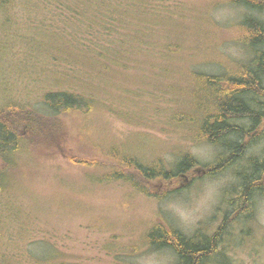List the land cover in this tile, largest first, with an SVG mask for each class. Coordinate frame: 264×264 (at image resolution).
<instances>
[{"label": "trees", "instance_id": "trees-1", "mask_svg": "<svg viewBox=\"0 0 264 264\" xmlns=\"http://www.w3.org/2000/svg\"><path fill=\"white\" fill-rule=\"evenodd\" d=\"M164 2L169 0L32 3L38 8L40 109L12 100L0 106V193L20 174L14 155L23 147L39 156L67 158L90 171L94 185L122 183L159 201L166 195L149 186L163 188L184 180L192 184L198 167L206 177L230 171L233 180L221 192L215 216L220 223L213 233L199 229L187 236L167 223L153 222L140 240L146 251L171 252L174 264H218L217 258L229 264L227 242L234 243L236 231L245 235L242 225L251 230L257 202L264 198V0H225L240 12L230 40L244 55L240 61L221 60L225 66L217 72L191 64L201 58L216 61L219 46L213 43L225 29L201 15L167 13ZM10 5V0H0L1 25L10 21ZM128 79L141 87L133 86L131 95L146 89L151 99L141 113L119 105V89ZM110 89L117 93L110 94ZM104 97L111 100L108 111L127 125L141 127L145 110L164 135L213 149L212 162L201 165L180 147H174L167 161L160 156L146 160L140 155L144 144L94 142L91 124ZM76 131L83 142L78 156L70 152ZM52 262L49 256L32 261Z\"/></svg>", "mask_w": 264, "mask_h": 264}, {"label": "rangeland", "instance_id": "rangeland-1", "mask_svg": "<svg viewBox=\"0 0 264 264\" xmlns=\"http://www.w3.org/2000/svg\"><path fill=\"white\" fill-rule=\"evenodd\" d=\"M10 2V21L0 24V106L12 100L38 111L41 88L38 85V8L32 7L35 0ZM164 4L167 13L196 19L201 15L225 29H221L222 38L213 43L219 46L216 51L219 53L213 55L216 61L201 58L192 66L217 72L224 69L221 60H242L244 51L230 40V31L240 13L237 8L225 4V0H169ZM128 80V84L123 82L119 87V96L124 100L119 105L124 111L141 113L145 105L152 103L151 99L145 87L144 94L139 89L140 94H136V103H133L131 99L136 97L131 95L133 86L140 85L132 86L131 79ZM109 92L117 93L113 89ZM103 99L105 103L91 124L94 142L106 146L126 144L128 140L136 146L144 144L140 155L146 160L160 156L167 161L172 158L174 147H180L201 165L212 162L213 149L185 144L177 136L164 135L145 110L142 115L148 123L144 120L141 127L127 125L116 113L108 111L111 100ZM113 109H118V102ZM136 134L145 137L136 138ZM73 137L70 152L73 149V154L78 156L83 142L80 143L77 131ZM14 156L20 164V174L7 191L0 193V264H33L38 257L42 260L48 256L53 259L52 264H174L171 252H149L142 248L140 240L145 231L153 222H160L187 236L199 229L206 234L213 233L220 223L219 216H215L221 192L233 180L230 171L218 177H206L202 167H198L193 171L192 184L181 180L163 188L149 186L150 191L166 195L159 201L122 183L94 185L89 180L90 171L69 163L65 157L39 156L24 147ZM173 189L177 190L169 194ZM242 226L245 235L240 236L236 231L234 243L227 242L226 261L264 264V198L257 202L251 230L247 225ZM222 261V258L216 259L218 264Z\"/></svg>", "mask_w": 264, "mask_h": 264}, {"label": "bare ground", "instance_id": "bare-ground-1", "mask_svg": "<svg viewBox=\"0 0 264 264\" xmlns=\"http://www.w3.org/2000/svg\"><path fill=\"white\" fill-rule=\"evenodd\" d=\"M35 119V118H34ZM35 123V122H34ZM32 125V124H31ZM33 126V125H32Z\"/></svg>", "mask_w": 264, "mask_h": 264}]
</instances>
